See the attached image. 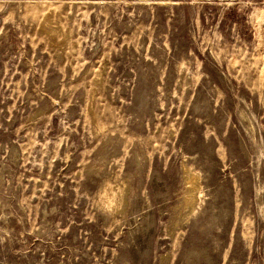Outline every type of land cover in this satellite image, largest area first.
Listing matches in <instances>:
<instances>
[{
  "label": "rangeland",
  "instance_id": "obj_1",
  "mask_svg": "<svg viewBox=\"0 0 264 264\" xmlns=\"http://www.w3.org/2000/svg\"><path fill=\"white\" fill-rule=\"evenodd\" d=\"M0 264H264V0H0Z\"/></svg>",
  "mask_w": 264,
  "mask_h": 264
}]
</instances>
